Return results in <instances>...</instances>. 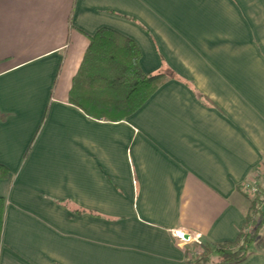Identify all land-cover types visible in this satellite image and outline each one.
<instances>
[{"label":"crops","instance_id":"1","mask_svg":"<svg viewBox=\"0 0 264 264\" xmlns=\"http://www.w3.org/2000/svg\"><path fill=\"white\" fill-rule=\"evenodd\" d=\"M103 27L181 78L121 121L69 102ZM0 114V264H187L176 232L235 240L264 162V0H0Z\"/></svg>","mask_w":264,"mask_h":264},{"label":"trees","instance_id":"2","mask_svg":"<svg viewBox=\"0 0 264 264\" xmlns=\"http://www.w3.org/2000/svg\"><path fill=\"white\" fill-rule=\"evenodd\" d=\"M140 58V49L131 38L108 27L100 28L90 37L73 78L69 102L91 117L121 121L140 109L162 84L181 79L168 66L146 73ZM10 174L11 170L0 164V180ZM243 194L250 206L239 236L233 241L203 242V252L189 257L187 264H236L252 254L254 247L264 248V180L254 195ZM4 210L5 199L0 196V247Z\"/></svg>","mask_w":264,"mask_h":264},{"label":"built area","instance_id":"3","mask_svg":"<svg viewBox=\"0 0 264 264\" xmlns=\"http://www.w3.org/2000/svg\"><path fill=\"white\" fill-rule=\"evenodd\" d=\"M262 166L256 171V173L252 176V178H250L244 184L243 189L245 192H247V193L249 192L250 194H255V192L257 191V189H258V177L261 176V174H262V176L264 174V172L261 171ZM176 234H177L178 238L181 240L182 244L189 245L190 243L195 242L197 247H195L193 255H199L203 252V250H204L203 243L199 238H196L187 232L177 231ZM186 235H188V237H186Z\"/></svg>","mask_w":264,"mask_h":264},{"label":"rangeland","instance_id":"4","mask_svg":"<svg viewBox=\"0 0 264 264\" xmlns=\"http://www.w3.org/2000/svg\"><path fill=\"white\" fill-rule=\"evenodd\" d=\"M261 171L264 172V165L262 166V170H261ZM260 174H261V173H260ZM263 180H264V174H263V176H262V174H261V176L258 177V184L261 183ZM243 192H245V191L243 190ZM246 193H247V192H246ZM248 194H249V195H254V194H250L249 192H248ZM189 245L192 246V244H189ZM189 245H188V246H189Z\"/></svg>","mask_w":264,"mask_h":264},{"label":"water","instance_id":"5","mask_svg":"<svg viewBox=\"0 0 264 264\" xmlns=\"http://www.w3.org/2000/svg\"><path fill=\"white\" fill-rule=\"evenodd\" d=\"M186 237H188V235H186Z\"/></svg>","mask_w":264,"mask_h":264}]
</instances>
